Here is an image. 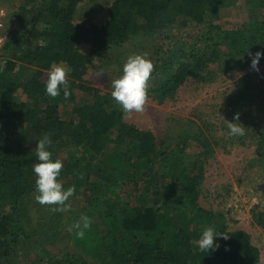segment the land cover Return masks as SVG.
I'll use <instances>...</instances> for the list:
<instances>
[{
    "label": "trees",
    "instance_id": "1",
    "mask_svg": "<svg viewBox=\"0 0 264 264\" xmlns=\"http://www.w3.org/2000/svg\"><path fill=\"white\" fill-rule=\"evenodd\" d=\"M85 1L24 0L16 27L2 33L0 264L21 244L30 206L48 196V187L53 194L86 197L87 224L76 227L72 242L102 264H260L247 232L228 230L198 204L204 164L223 142L236 138L255 146L251 163L264 170V111L250 109L259 101L252 77H241L229 93L220 127L184 131L170 149L126 122L123 102L85 76L95 53L173 28L195 30L180 46L154 47L131 91L135 98L162 104L189 80L208 83L238 66L264 65V0H245L247 20L229 29L215 20L239 0H112L103 25L74 21ZM83 45L88 54L80 51ZM58 64L66 75L44 81ZM23 140L34 151L25 155ZM191 143L194 154L187 152ZM62 151L66 157L59 162ZM38 169L52 171L60 183L34 177ZM253 218L264 226V213Z\"/></svg>",
    "mask_w": 264,
    "mask_h": 264
},
{
    "label": "rangeland",
    "instance_id": "2",
    "mask_svg": "<svg viewBox=\"0 0 264 264\" xmlns=\"http://www.w3.org/2000/svg\"><path fill=\"white\" fill-rule=\"evenodd\" d=\"M23 1L0 0V18L4 21L5 30L11 32L16 27L15 13ZM111 1L86 0L79 5L74 21L103 25L107 21V7ZM247 15L245 0H239L232 7L221 10L215 22L229 29L246 21ZM194 30L192 27L173 28L155 38L137 39L134 43L111 49L104 54L95 53L88 66L85 80L102 93L120 99L123 102L121 107L126 112V122L152 132L158 146L163 143L170 149L175 148L178 137L184 131L193 133L198 125H218V120L224 115L229 93L245 75H250L257 87L253 95L259 101L250 107L252 113L264 111V65L258 63L249 64L243 69L238 66L228 73L218 74L208 83L189 80L179 88L173 100L162 104L132 96L131 91L138 84L142 68L146 69L145 65L154 47L159 44V47L168 49L175 43L180 46L184 41H190L189 36ZM80 51L88 54L90 47L83 45ZM67 71L64 64L54 65L50 71L45 72L43 80H47L48 75L64 76ZM221 121H225L223 117ZM247 145H241L235 138L215 148L214 154L204 164L198 204L217 216L219 223H224L228 230L247 232L253 245L259 249L260 264H264V226L253 218V213H264V170L251 163L256 156L255 146ZM21 150L25 155L34 151L29 140L21 142ZM187 152L194 154L193 143ZM56 157L62 162L66 153L59 152ZM33 175H40L48 182L55 181L52 171L38 169ZM58 181L56 179L55 182L60 183ZM46 192L47 197L30 206V228L21 237V244L6 264H67L74 260L102 264L89 251L82 250L72 242L76 227L87 224L86 197L66 192L53 194L49 187ZM127 201L137 205L135 197H129ZM96 219L98 217L94 221Z\"/></svg>",
    "mask_w": 264,
    "mask_h": 264
},
{
    "label": "built area",
    "instance_id": "3",
    "mask_svg": "<svg viewBox=\"0 0 264 264\" xmlns=\"http://www.w3.org/2000/svg\"><path fill=\"white\" fill-rule=\"evenodd\" d=\"M4 21L2 18H0V50L3 48L4 43H5V37L2 34L4 30Z\"/></svg>",
    "mask_w": 264,
    "mask_h": 264
}]
</instances>
